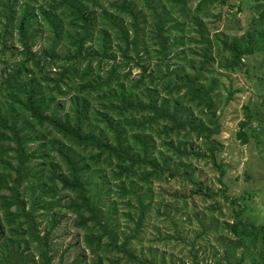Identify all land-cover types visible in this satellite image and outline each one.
<instances>
[{"label":"trees","instance_id":"16d2710c","mask_svg":"<svg viewBox=\"0 0 264 264\" xmlns=\"http://www.w3.org/2000/svg\"><path fill=\"white\" fill-rule=\"evenodd\" d=\"M173 1L0 0V54L15 52L6 46L8 35L22 48L13 56L23 58L12 72L0 68V264H35L27 253L32 244L40 247V264H50L49 231L39 236L33 215L42 210L55 221L59 187L73 193L62 207L77 218L74 226L85 230L84 244L94 264H103L109 255L111 264H152L127 245L147 214L151 180L168 166L171 176L183 177L188 173L182 164L190 167L197 157L216 167L214 153L221 148L213 138L219 133L216 85L202 82L205 65L214 58L207 55L212 44L195 17L213 0H203L193 12L185 2ZM177 8L181 19L171 17ZM187 14H194L195 26L188 32L197 33L204 48L202 60L191 55L185 66L179 48L193 42L184 36ZM257 22L264 25V7ZM40 34L46 46L36 54L32 48ZM219 42L215 54L226 71L252 52L245 45L251 44L250 36ZM131 63L139 67L136 79L124 71ZM243 112L235 135L246 144L250 112L246 107ZM153 137L161 139L163 151ZM192 139L201 141L206 154L194 155L188 146ZM52 151L57 162L48 156ZM108 167L116 169L111 178L117 181V200L103 211L101 191L111 179L102 171ZM217 171L220 181L223 169ZM185 178L201 193V185ZM23 195L36 203L27 211ZM117 202L133 215L123 216V227L113 223ZM240 214L234 215V235L254 250L258 241L264 242V226ZM128 225H133L129 237L120 231Z\"/></svg>","mask_w":264,"mask_h":264},{"label":"rangeland","instance_id":"374dc122","mask_svg":"<svg viewBox=\"0 0 264 264\" xmlns=\"http://www.w3.org/2000/svg\"><path fill=\"white\" fill-rule=\"evenodd\" d=\"M161 1L164 4L166 0ZM180 1L185 2L187 9L193 12L203 0L173 2ZM263 7L264 0H213L202 5V11L195 16L200 21L204 38L212 44L207 55L214 58V63H206L202 82L215 81L213 98L219 133L213 138L221 148L214 153L216 167L206 157L193 158L190 167L186 164L181 167L188 174L179 171L183 177L175 178L171 176L172 171L168 166L159 179L151 180L148 185L151 201L147 214L142 220L140 231L130 238L127 245L152 264H236L241 258L240 264H264V242L258 241L254 250L246 249L232 229L236 212H241L240 217L256 226H264V25L257 22ZM171 14V17L181 19L178 8L173 9ZM187 16L184 36L190 37L193 42L186 44L184 41L183 47L179 48L185 55V59L181 57V65L185 66V61L191 55H194L197 62L202 60L204 48L203 43L198 42L201 40L198 34L188 32L195 27L191 25L194 14ZM41 34L32 48L36 54L46 46ZM242 35L247 38L250 36L251 44L246 42L245 45L251 47L252 52L245 55L232 70H223L215 54L221 50L219 40ZM42 36L45 38L46 34ZM4 38L6 46L15 51L13 55L21 51L14 37L6 35ZM13 55L9 51L0 54V68L3 71L12 72L20 66L23 58ZM124 71L129 73L131 79H136L139 67L134 63L130 66L125 64ZM245 107L250 112L246 128L248 142L241 144L235 134L244 119ZM153 138L155 147L163 151L159 146L161 139ZM188 146L192 147L194 155L206 154L200 140L192 139ZM35 147L36 144L31 145L32 149ZM48 156L53 162L59 160L56 151L50 152ZM60 166V170L65 169L63 162H60ZM112 166L115 167L114 164ZM217 167L223 169L220 181ZM113 170L116 171L108 167L102 171L107 176L106 180L111 179L110 184L105 185L101 191L104 195V201L100 204L103 211L117 200L118 188L114 184L117 181L111 178ZM186 176L202 186L201 193L195 191ZM58 192L56 199L61 200V207L57 211L53 209L57 213L55 221L50 222L42 210L33 215L39 236L49 231L47 241L50 244V264H94L95 256L84 244L85 230L76 228L74 223L77 218L62 207L73 198V193L60 190V187ZM22 199L26 211L36 204L33 196L23 195ZM115 210L113 223L123 227V216H131L132 212L118 202ZM128 227L120 229L127 237L133 233V225ZM123 241V236L118 235V243ZM39 250L38 245L32 244L27 251L34 257L35 264H40ZM110 261L111 255L103 260V264H111Z\"/></svg>","mask_w":264,"mask_h":264}]
</instances>
